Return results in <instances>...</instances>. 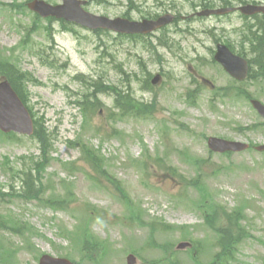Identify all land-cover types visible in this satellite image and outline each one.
<instances>
[{
	"label": "rangeland",
	"instance_id": "rangeland-1",
	"mask_svg": "<svg viewBox=\"0 0 264 264\" xmlns=\"http://www.w3.org/2000/svg\"><path fill=\"white\" fill-rule=\"evenodd\" d=\"M29 1L0 0V63L28 73L49 148L0 131V264H39L42 254L128 264L130 253L137 264H264V153L216 154L207 143H264L250 103L264 102L258 66L238 82L214 58L219 42L253 56L260 19L190 17L223 0H89L90 12L112 18L180 16L131 40L41 18ZM248 3L264 0L229 6ZM92 79L96 100L83 109ZM30 171L37 197L23 190Z\"/></svg>",
	"mask_w": 264,
	"mask_h": 264
},
{
	"label": "water",
	"instance_id": "water-1",
	"mask_svg": "<svg viewBox=\"0 0 264 264\" xmlns=\"http://www.w3.org/2000/svg\"><path fill=\"white\" fill-rule=\"evenodd\" d=\"M87 0H63L61 4H51L45 0H32L29 7L37 11L41 16H54L57 18H65L68 21L76 22L79 25L91 29H109L119 33H149L174 20L171 13L160 16L157 19L131 20L125 17L111 18L105 15H96L87 11L84 5ZM235 8H218L207 9L199 12V15L222 14L224 12L233 11ZM245 14H254L257 12L264 13V5H245L239 7ZM225 69L238 79H245L248 75V62L246 59L233 54L226 45L220 44L215 55ZM254 106L264 115V105L258 100L252 101ZM0 129L4 132L15 130L20 133L33 134L34 122L32 116L20 99L17 92L8 80L0 82ZM210 147L215 151L224 152L226 150L240 151L246 149L248 144L237 141H228L211 137L209 139ZM259 149L263 150L264 145ZM190 245L183 242L179 248ZM129 264L136 261L134 255L128 257ZM41 264H73L67 258L52 257L44 255L41 258Z\"/></svg>",
	"mask_w": 264,
	"mask_h": 264
},
{
	"label": "trees",
	"instance_id": "trees-1",
	"mask_svg": "<svg viewBox=\"0 0 264 264\" xmlns=\"http://www.w3.org/2000/svg\"><path fill=\"white\" fill-rule=\"evenodd\" d=\"M225 3H229L228 0H223ZM204 7H211L213 4L205 3L203 4ZM260 22L257 23L258 30L253 34L254 38L249 39V41L252 44V50H254V55L252 56V63L254 65H257L258 68L260 67V74L264 76V21L262 18H259ZM137 35H130V38H137ZM243 50L240 51L242 53ZM256 56V58H254ZM253 76V74H252ZM6 77L10 80L14 88L17 90L21 98L24 100V102H27V95H26V89H28V83L30 82V77L28 76V73L21 70L19 67L15 66L12 63H9L7 61H3L0 63V78ZM90 82V83H89ZM89 91L84 92L81 97L78 100V104L82 106V108L89 107L92 102L96 100V92L97 91V81L96 80H90L87 82ZM109 88H102V90H108ZM94 91V92H92ZM92 92V93H91ZM127 100L117 98L118 106H123L124 103H126ZM36 125V136L39 137L40 141L42 142V148L46 152V148H49V139L47 131L45 130L44 123H41L37 118L35 121ZM44 159L46 160V156H44ZM42 163V162H38ZM198 162L197 164H199ZM205 162H202V164ZM201 167V165H200ZM170 169V168H169ZM172 170V169H170ZM26 177L21 181L23 183L24 192L30 194V197H37V194L35 192V189L33 188L36 186V182L38 179H36L30 171V173L25 174ZM172 175L174 177L179 176L177 173L173 172ZM228 218L233 221V218L231 215H228ZM232 225H234L233 222H231ZM0 228H7V223L3 217V215L0 213ZM231 241V240H230ZM229 241V243H230ZM220 264H228L227 261H223Z\"/></svg>",
	"mask_w": 264,
	"mask_h": 264
},
{
	"label": "flooded vegetation",
	"instance_id": "flooded-vegetation-1",
	"mask_svg": "<svg viewBox=\"0 0 264 264\" xmlns=\"http://www.w3.org/2000/svg\"><path fill=\"white\" fill-rule=\"evenodd\" d=\"M190 18V17H187V19Z\"/></svg>",
	"mask_w": 264,
	"mask_h": 264
}]
</instances>
